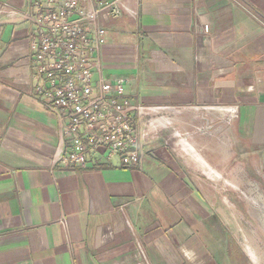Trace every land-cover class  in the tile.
Segmentation results:
<instances>
[{
    "label": "crops",
    "instance_id": "crops-1",
    "mask_svg": "<svg viewBox=\"0 0 264 264\" xmlns=\"http://www.w3.org/2000/svg\"><path fill=\"white\" fill-rule=\"evenodd\" d=\"M120 9L103 72L146 109L143 168L64 167L32 95L27 0H0V264H229L226 224L264 199V0Z\"/></svg>",
    "mask_w": 264,
    "mask_h": 264
},
{
    "label": "built area",
    "instance_id": "built-area-1",
    "mask_svg": "<svg viewBox=\"0 0 264 264\" xmlns=\"http://www.w3.org/2000/svg\"><path fill=\"white\" fill-rule=\"evenodd\" d=\"M121 1L27 0L32 95L58 120L56 165L97 167L119 159L125 168H143L140 123L146 109L128 99V78L103 72L108 32L102 20L120 17Z\"/></svg>",
    "mask_w": 264,
    "mask_h": 264
},
{
    "label": "rangeland",
    "instance_id": "rangeland-1",
    "mask_svg": "<svg viewBox=\"0 0 264 264\" xmlns=\"http://www.w3.org/2000/svg\"><path fill=\"white\" fill-rule=\"evenodd\" d=\"M252 189L254 190L253 187ZM260 192H255L248 198L259 197L263 193ZM247 194H249L248 191ZM236 195L234 202L237 203L236 206L238 208V203H242V201L237 199ZM248 198L245 201V205L248 208H256L253 202L261 203L260 206L264 208V199L251 201ZM255 208L253 209L254 211L252 208L251 211H243L238 214L237 219H232V223L226 224L228 233L227 244L231 249L229 264H264V223L262 220L264 211H257Z\"/></svg>",
    "mask_w": 264,
    "mask_h": 264
},
{
    "label": "bare ground",
    "instance_id": "bare-ground-1",
    "mask_svg": "<svg viewBox=\"0 0 264 264\" xmlns=\"http://www.w3.org/2000/svg\"><path fill=\"white\" fill-rule=\"evenodd\" d=\"M264 219V218H263ZM264 222V221H263Z\"/></svg>",
    "mask_w": 264,
    "mask_h": 264
}]
</instances>
